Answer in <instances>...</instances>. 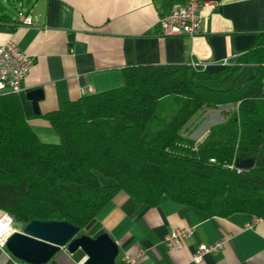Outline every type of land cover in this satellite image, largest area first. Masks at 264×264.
I'll list each match as a JSON object with an SVG mask.
<instances>
[{
  "label": "trees",
  "instance_id": "trees-1",
  "mask_svg": "<svg viewBox=\"0 0 264 264\" xmlns=\"http://www.w3.org/2000/svg\"><path fill=\"white\" fill-rule=\"evenodd\" d=\"M1 2L2 21L10 16ZM246 69L241 82L221 86ZM123 78L120 87L45 114L57 144L37 138L18 94L0 93V210L25 223L64 220L93 235L101 229L91 225L96 214L124 191L139 204L168 198L214 216L264 219V23L234 64L216 71L135 64ZM225 105L236 107L196 142L199 117ZM245 158L252 166L237 171ZM97 174L113 183L100 184Z\"/></svg>",
  "mask_w": 264,
  "mask_h": 264
},
{
  "label": "crops",
  "instance_id": "crops-1",
  "mask_svg": "<svg viewBox=\"0 0 264 264\" xmlns=\"http://www.w3.org/2000/svg\"><path fill=\"white\" fill-rule=\"evenodd\" d=\"M185 1L35 0L23 14L14 17L7 12L10 17L0 20V44L12 39L34 61L21 81L18 97L37 138L57 144L59 137L43 116L85 94L122 86L123 68L199 60L206 70L216 71L224 66L223 61L234 64L255 43L264 23V0H206L217 6L201 9L199 34H159L158 18ZM23 4L20 1L14 7ZM23 16L31 24H22ZM75 43L81 52H75ZM35 88L42 91L37 113L25 98V92ZM207 113L197 120L201 124L194 134L209 127H204ZM3 216L0 210V219ZM94 223L116 241L117 264H128L126 255L141 252L138 264H264V219L256 221L243 212L214 216L168 198L150 206L118 191L96 214ZM186 227L193 228L191 235L180 248L168 249L163 237L172 229ZM220 239L224 240L221 249L198 263L191 261L200 244ZM58 253L45 264H77L84 256L71 255L64 248ZM8 263L7 250L0 248V264Z\"/></svg>",
  "mask_w": 264,
  "mask_h": 264
},
{
  "label": "water",
  "instance_id": "water-1",
  "mask_svg": "<svg viewBox=\"0 0 264 264\" xmlns=\"http://www.w3.org/2000/svg\"><path fill=\"white\" fill-rule=\"evenodd\" d=\"M73 41V35H68ZM75 52L82 49L78 43ZM42 97L39 88L25 92L34 112L37 113V102ZM253 164L252 158L237 159L235 165L247 169ZM11 231L6 235L4 246L8 254L22 264H45L61 249L73 254L80 250L84 256L77 264H117L119 248L116 241L104 230L99 229L93 235L87 232L80 234V228L64 220H11Z\"/></svg>",
  "mask_w": 264,
  "mask_h": 264
},
{
  "label": "built area",
  "instance_id": "built-area-1",
  "mask_svg": "<svg viewBox=\"0 0 264 264\" xmlns=\"http://www.w3.org/2000/svg\"><path fill=\"white\" fill-rule=\"evenodd\" d=\"M216 6L217 3L215 1L186 0L181 7L162 14L158 18V32L159 34L164 36L197 35L201 31V9L203 7L215 9ZM19 21L25 25L31 24V20L28 16L20 17ZM33 63V59L29 57L24 51H22L12 39H7L3 43H1L0 93L9 92L18 94L21 90V81L26 77L29 70L33 66ZM189 63L193 67H205V64L199 60H191ZM221 64L224 66L228 65L227 61H223ZM225 106L231 109H234L236 107L235 105ZM226 107L224 109H226ZM224 109L217 110L221 111ZM207 132L208 128H204L203 130L198 131L195 134L193 133L196 142L201 141ZM241 169L242 168L237 167V171H240ZM4 216H8L10 221L12 220V217L8 214L4 213ZM255 220L257 221L259 220V218L255 217ZM192 231V227L172 229L163 237V243L168 249L180 248L182 240L188 238L191 235ZM2 232L3 231L0 230V248L4 249V241L7 234L3 236ZM223 245V239L210 243L200 244L192 254L191 261L198 263L206 254L221 249ZM140 254L133 256L126 255L124 257V260L128 264H138ZM8 257L13 264H21L9 254Z\"/></svg>",
  "mask_w": 264,
  "mask_h": 264
},
{
  "label": "rangeland",
  "instance_id": "rangeland-1",
  "mask_svg": "<svg viewBox=\"0 0 264 264\" xmlns=\"http://www.w3.org/2000/svg\"><path fill=\"white\" fill-rule=\"evenodd\" d=\"M34 1L35 0H23V3H24L23 6L17 5V7H16L17 9L14 6H12V3H13L12 0H3V2H1V3H3V5L5 7V10L9 14H11V16L16 17V16H18L20 14L25 13L26 9H28L31 5H33ZM14 4H16V3H14ZM247 74H249V69L241 70V71L233 74L227 81H225L223 84H221V86L222 87H228V86H231V85H236L239 82H241L242 79ZM225 107L226 106H219L218 108L208 109V113H207L206 118H205V121H204V125H205L204 127L209 126V124H211L213 122H219V121H221L222 118H223V116L225 115V111L231 109V108H227V107H226V109H224ZM228 107H232V106H228ZM217 109H224V110L219 111ZM209 110H215V111H213V113H215V114H212V112H209ZM209 113H211V114H209ZM208 115H209V117H208ZM97 176H98V179H99L100 184L106 185V184H112L113 183V180L111 178H108V177L103 176L101 174H97ZM65 251L67 252L66 249H65ZM56 254L58 255L59 253L57 252ZM81 254H82V252L80 250H77L75 253H73L71 255L79 256ZM116 262L118 263V256L116 258Z\"/></svg>",
  "mask_w": 264,
  "mask_h": 264
},
{
  "label": "bare ground",
  "instance_id": "bare-ground-1",
  "mask_svg": "<svg viewBox=\"0 0 264 264\" xmlns=\"http://www.w3.org/2000/svg\"><path fill=\"white\" fill-rule=\"evenodd\" d=\"M9 223H10V219L8 216H3L0 219V230L3 231L2 232L3 236H5L6 234H8L11 231Z\"/></svg>",
  "mask_w": 264,
  "mask_h": 264
}]
</instances>
